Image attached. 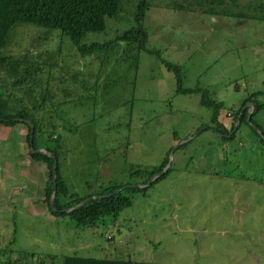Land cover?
Masks as SVG:
<instances>
[{
	"label": "rangeland",
	"instance_id": "1",
	"mask_svg": "<svg viewBox=\"0 0 264 264\" xmlns=\"http://www.w3.org/2000/svg\"><path fill=\"white\" fill-rule=\"evenodd\" d=\"M153 1L158 7L147 11L144 25L149 34L146 46L155 54L141 52L132 72L118 67L115 73L100 72L94 54L79 59L77 51L65 48L66 43L72 45L67 36L42 43L39 38L46 28L21 23L11 31L2 50L13 57L37 58L40 51L56 49L57 38L63 45L54 59L58 67L52 69L50 87L57 100L52 116L62 127L72 126L71 131L58 129L60 166L70 190L85 194L110 183L134 184L131 170L158 165L165 157L172 163L166 178L129 193L131 205L94 228L50 214L42 200L45 165L28 156L27 183L23 162H13L9 174L2 173V167L0 248L10 247L12 261L24 264L18 254L25 251L37 257L55 255V263L77 254L130 255L136 262L162 264H264V145L245 123L233 140L222 141L213 130L193 137L210 122L211 110L200 103L201 93H177L174 73L161 62L181 67L183 88L206 89L221 102L220 118L229 128L232 107L249 94L264 91V22L173 11L159 6L164 1ZM128 26L107 19L103 32L88 33L84 41L102 43ZM76 72L82 84L88 80L85 85L71 79ZM100 73L98 85L93 84ZM1 77L5 81L0 79V86L10 82ZM41 77L42 85L36 87L44 89L46 75ZM28 86L7 85L1 90L8 100L17 98L23 104ZM31 105L24 107L32 117L51 110L49 101L42 110L39 103ZM258 116L264 127V115ZM12 131L22 135L18 139L12 133L6 142L11 147L8 157L17 158L19 145L27 149V127L20 123ZM190 138L170 158L171 150Z\"/></svg>",
	"mask_w": 264,
	"mask_h": 264
},
{
	"label": "trees",
	"instance_id": "2",
	"mask_svg": "<svg viewBox=\"0 0 264 264\" xmlns=\"http://www.w3.org/2000/svg\"><path fill=\"white\" fill-rule=\"evenodd\" d=\"M130 1L132 2L131 7L127 6ZM162 1L165 3L159 6L173 11L199 12L209 16H225L264 22V0ZM151 7H158V5L153 0H0V79L4 80L1 77L3 74L4 77L10 80V82L5 83L6 85H12L17 89H21L20 87L23 85H34V89H38L36 86L42 85V79L38 78L45 74L44 82L47 85H44L42 91L40 90L42 101L39 103V110L43 106L47 107V101L51 104V110L43 111L40 117H32L22 104L18 107L8 105L9 100L0 89V124L9 127L19 123L26 125L27 153L34 161L45 165L48 170V176L44 184L43 202L47 204L50 214L54 216H69L81 227L94 228L103 222L105 217L117 216L123 209L131 205V195L129 193L143 191L153 183L166 178L172 170V163L164 171L168 163V157H165L158 165H141L131 170L130 176L136 178L134 184L110 183L85 194L70 190L60 166V154L63 152H61V134L58 129L62 128L71 131L72 126L63 125L64 127H62L60 126L61 122L52 116L57 106L55 104V101H57L55 91L52 85L50 87L51 82L54 81L52 69L58 67V63L54 59L56 55L61 54L60 52L63 49L62 43H58V38L61 39V36H67L72 45L66 43L65 48L74 53L77 51L79 59L85 55L94 54L92 60L94 63L99 64L100 72L104 69L114 73L118 69H123V72L136 71L141 52L145 51L155 54V50L146 46L149 34L144 25L146 13ZM107 19L127 22L129 26L102 43L85 42L84 40L88 33L103 32L106 29ZM21 23L46 28V34L39 39L44 43L53 37H58L56 39V49L40 51V54L34 59H27L28 56L26 54L21 57H13L6 50L3 51L2 49L10 40L11 31L17 24ZM161 62L167 70L174 73L177 93H201L200 103L211 110L210 122L201 126L203 128H198L193 133V137L198 136L205 130H213L220 134L222 141L233 140L240 125L245 123L253 129L261 144L264 145V127L258 116L264 115V91H255L244 98L239 106L232 107L233 118L230 127L227 128L220 118L223 104L212 99L206 89L199 87L183 88L181 86V67L164 60H161ZM117 67L118 69H116ZM77 74L78 72L73 74L71 79L77 82L78 85H85L88 80L82 84V81L77 80ZM102 74L95 75L93 84L98 85L100 78L103 76ZM59 80L62 81L61 78ZM103 81L105 82L104 78ZM34 89L28 86V91L24 92L27 96H30ZM36 99L32 100L31 106H34V103L38 104L35 102L37 101ZM247 102L252 104L251 110L249 107H245ZM248 115L249 121H247ZM28 121L32 123L34 128L33 148L35 150L44 148L54 154L57 160L56 191L53 207L50 206L53 159L47 154L32 153L30 151ZM235 125L236 128H234ZM190 141L191 138L183 141L173 150L184 148ZM156 174L159 175L150 184L146 185ZM141 185L146 186L140 187ZM90 197L94 198L89 199ZM85 199L89 200L79 208L70 212L63 211ZM11 252L12 250L9 246L0 248V264H18L11 260ZM18 255L24 264H32V261H35V264H46L44 258L50 260L47 264H162L144 261L136 262L127 254V258H98L73 254L63 256L56 263L54 262L56 259L55 255L37 257L36 253L25 251ZM36 258L37 261L35 260Z\"/></svg>",
	"mask_w": 264,
	"mask_h": 264
},
{
	"label": "crops",
	"instance_id": "3",
	"mask_svg": "<svg viewBox=\"0 0 264 264\" xmlns=\"http://www.w3.org/2000/svg\"><path fill=\"white\" fill-rule=\"evenodd\" d=\"M6 86L7 85H1L0 86V89H2V90H4L5 88H6ZM5 87V88H4ZM38 87V86H37ZM40 87V86H39ZM37 90H39V94H37L36 95V93H37ZM40 90L42 91L43 89H41V88H38V89H34V91L33 92H31V94H30V96H27V94H25V93H23L25 96H27L26 98H27V103H23L22 104V106L24 107L25 105H27L28 103L29 104H31V103H33V101L31 100V103L29 102L30 101V99H32L33 98V100H35L36 98V100L37 101H35V102H37V103H40V101H42L41 99H42V95H41V93H40ZM36 98H35V97ZM8 105H13L14 107H18V106H21V104H18L17 103V98H13L12 100H10V98H9V101H8ZM41 110H42V108H41ZM42 112H43V110H42ZM20 124V123H19ZM19 124H16V126L17 125H19ZM13 127H15V126H13ZM13 127H9V126H6V125H3V124H0V156H5V157H2V159L4 160V161H1L0 162V169L2 168V167H5L4 169H2V173H6V174H9V172H10V167H11V165L13 164V162H15V163H24V172H23V174H24V180H25V183H27V175H26V173H27V159H28V154H27V149L24 147V146H21V145H19L18 147V152H17V155L16 156H18L17 158H13V156H12V158H9L8 156L9 155H11V152H10V150H11V147H9V145L8 146H6V142H8V140H9V138H10V136H11V134L12 133H15L14 131H12V128ZM14 130V129H13ZM16 135H18L17 133H15ZM20 136H22V135H18V139L20 138L21 139V137ZM7 144H9V143H7ZM16 159V160H15ZM17 159H18V161H17ZM32 159V158H31ZM33 160V159H32ZM9 161H11L10 163H9ZM34 161V160H33ZM36 162V161H35ZM38 163V162H37ZM3 164H5V165H3ZM41 165H43V164H41ZM44 166V165H43ZM6 167H8L7 169H6ZM42 168V167H41ZM42 170V169H41ZM17 173H15L14 175H16ZM8 178H9V175H8ZM9 181L11 182V179H9Z\"/></svg>",
	"mask_w": 264,
	"mask_h": 264
},
{
	"label": "water",
	"instance_id": "4",
	"mask_svg": "<svg viewBox=\"0 0 264 264\" xmlns=\"http://www.w3.org/2000/svg\"><path fill=\"white\" fill-rule=\"evenodd\" d=\"M245 107H249L250 109H252V104L250 102H247L245 104ZM247 121H249V115L247 116ZM27 125L29 126V129H30V136H29V145H30L29 148H30V151L32 153L39 152V153L47 154L50 157H52V159H53V165H52V175H53L52 181H53V183H52V196H51V200H50V206L53 207L54 195H55V191H56V175H57L56 167H57V160H56L55 155L50 153V152H48L46 149L38 148V149L35 150L33 148L32 142H33L34 128H33V125H32V123L30 121L27 122ZM234 128H236V125H235ZM172 155H173V149L170 152V158H171ZM170 164H171V159L168 161L166 167L164 168V171L170 166ZM159 174H161V173H159ZM159 174H156L152 178V180L150 182H152ZM150 182L148 184H150ZM93 198L94 197H90L89 199H93ZM89 199H85V200L81 201L79 204H77V205H75V206H73L71 208L65 209L63 211L64 212H70V211H72V210H74L76 208H79L80 206L84 205Z\"/></svg>",
	"mask_w": 264,
	"mask_h": 264
}]
</instances>
